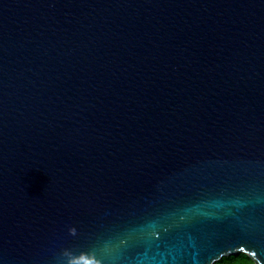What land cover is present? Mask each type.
<instances>
[{"label": "water", "instance_id": "obj_1", "mask_svg": "<svg viewBox=\"0 0 264 264\" xmlns=\"http://www.w3.org/2000/svg\"><path fill=\"white\" fill-rule=\"evenodd\" d=\"M264 264V0H0V264Z\"/></svg>", "mask_w": 264, "mask_h": 264}, {"label": "trees", "instance_id": "obj_2", "mask_svg": "<svg viewBox=\"0 0 264 264\" xmlns=\"http://www.w3.org/2000/svg\"><path fill=\"white\" fill-rule=\"evenodd\" d=\"M212 264H255L252 258L245 252L222 255Z\"/></svg>", "mask_w": 264, "mask_h": 264}]
</instances>
